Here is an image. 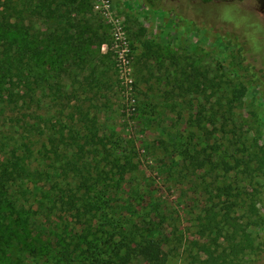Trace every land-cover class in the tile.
I'll return each instance as SVG.
<instances>
[{
  "label": "rangeland",
  "instance_id": "374dc122",
  "mask_svg": "<svg viewBox=\"0 0 264 264\" xmlns=\"http://www.w3.org/2000/svg\"><path fill=\"white\" fill-rule=\"evenodd\" d=\"M30 1L31 20L36 29L46 30L49 19L35 7L44 0ZM86 1L93 4V14L73 9L71 17H100L110 23L114 37L101 50L111 52L106 64L114 66L109 73L117 81L92 97L93 103L88 101L91 115L97 117L100 135L117 141V151L136 164L117 185L102 178L105 198L118 209L130 200L136 210L132 219L141 215L142 226L161 232L169 251L166 264H202L197 258L206 255L194 242H209L198 233L207 209L242 216L252 201L262 224L250 230L262 249L248 252L239 263L264 264V168L254 165L252 176H245L225 173L217 165L223 158L233 163L242 142L252 143V150L257 143L264 146V0H161L157 10L146 0ZM71 69L61 77L67 91L78 88L67 78ZM243 86L244 97L231 104L235 88ZM73 102L63 120H70ZM34 109L32 105V115ZM38 112L48 120L41 126L49 129L54 114L50 97ZM215 112L216 122L208 121ZM103 156H98L102 163ZM198 156H211L213 162L199 169L193 162ZM52 162L46 159L48 166ZM70 182L75 184L72 176L46 182L45 190L55 194L56 202L45 193L44 205L34 207L37 220L45 216L58 232L70 230L78 220L77 211H60L66 208L63 198ZM229 185L226 196L223 189ZM241 187L249 193L243 194L245 203L237 198ZM233 201L237 205L229 210L226 204Z\"/></svg>",
  "mask_w": 264,
  "mask_h": 264
},
{
  "label": "trees",
  "instance_id": "16d2710c",
  "mask_svg": "<svg viewBox=\"0 0 264 264\" xmlns=\"http://www.w3.org/2000/svg\"><path fill=\"white\" fill-rule=\"evenodd\" d=\"M79 1L44 0L35 6L51 24L42 31L30 18V0H0V264H166L169 251L161 232L142 226L141 215L132 219L136 210L130 200L118 209L105 198L106 188L104 192L100 188L103 177L117 185L136 164L132 156L117 151V141L100 135L97 117L91 115L88 101L93 103L92 97L108 83L110 88L116 86L109 73L114 66L106 64L111 52L101 50L104 44L110 47L114 34L104 18L71 17L73 9L93 14V4ZM146 2L154 10L162 7L161 0ZM70 68L67 78L78 83L75 91H67L61 78ZM245 93V86L235 88L229 102L240 101ZM47 97L54 109L49 129L41 126L48 120L38 112ZM72 101L70 120H63ZM207 119L215 123L217 112ZM241 145L233 163L223 158L217 165L221 163L225 173L252 176L254 165L264 168V146L257 143L252 150V143ZM101 153L103 163L98 160ZM193 162L205 169L213 159L198 156ZM58 176L75 180L68 184L66 208L60 211H77L78 220L64 232L45 216L37 220L34 211L36 205H44L45 193L56 202L44 184ZM231 189L225 187L224 195L230 196ZM243 191L241 187L237 198L245 203L243 194L249 193ZM226 205L230 210L237 202ZM228 213L220 216L215 207L207 209L198 233L209 242H194L206 255L198 262L241 264V257L262 249L250 230L262 224L256 203L252 210L251 201L246 215L228 217Z\"/></svg>",
  "mask_w": 264,
  "mask_h": 264
}]
</instances>
